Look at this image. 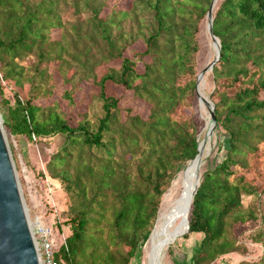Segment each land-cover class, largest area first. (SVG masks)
Segmentation results:
<instances>
[{"label": "trees", "instance_id": "16d2710c", "mask_svg": "<svg viewBox=\"0 0 264 264\" xmlns=\"http://www.w3.org/2000/svg\"><path fill=\"white\" fill-rule=\"evenodd\" d=\"M209 2L0 0V79L29 84L27 97L14 95L6 107L2 127L34 142L63 136L44 163L67 206V233L53 253L59 264H131L147 240L163 194L196 153L188 110ZM211 15L220 55L208 98L227 147L205 165L192 197L183 238L201 237L189 259L172 264H208L234 251L232 226L257 218L242 198L257 194L246 172L264 148V0H216ZM56 74L61 98L51 97ZM85 81L96 91L71 123L63 103L74 107ZM107 83L124 93H108ZM125 94L139 111L123 103ZM260 221L252 236L263 249L249 264H264V210Z\"/></svg>", "mask_w": 264, "mask_h": 264}, {"label": "rangeland", "instance_id": "374dc122", "mask_svg": "<svg viewBox=\"0 0 264 264\" xmlns=\"http://www.w3.org/2000/svg\"><path fill=\"white\" fill-rule=\"evenodd\" d=\"M116 1L122 3L127 0ZM53 34H57V31H54ZM198 42L199 49L196 54V73L213 59L215 53L212 41L206 29V17H204L199 24ZM49 69L53 71L52 67H49ZM29 74H31V69L28 70V75ZM202 78L203 93L205 97L208 98V94L211 91L213 84L209 70L204 72ZM52 80L55 87L51 97L61 98L60 94L64 88V83L57 74ZM106 85V91L108 93L115 95L124 93L120 87L114 86L110 83H107ZM0 87V115H2L6 112V107L13 104L14 95H18L19 98L23 96L27 97L29 84L24 83L22 87H18L13 81L0 79ZM95 91V85L86 81L82 82L73 92L76 105L70 107L67 106L65 102V104L63 103V106L70 117L71 123H73L72 119L76 117V112L83 108L89 94ZM125 95L126 96L122 98L123 103L125 105H131L135 111H139L141 105L135 100H132L128 94ZM1 98L6 99L7 104H3ZM197 100L198 98H195L193 93L191 108L188 111L190 113L191 122L198 131L197 136L199 140V135L204 127V121L201 117V113L196 107ZM94 108H96V106H94ZM2 129L10 150L19 191L28 218L32 220L35 216H41L45 223L52 225L56 241L57 243H60L67 233L66 227L61 224L63 221L62 210L67 206L64 203V197L58 183L45 174L44 163L49 158V155L62 145L63 136L61 134H56L52 137L43 138V142H34V140L29 141L27 137L22 134L11 135L5 128L2 127ZM208 142V154L204 159V166L201 172H204L205 165L213 166L224 156L227 147L226 131L222 130L220 127H216L212 130L211 138ZM249 160L250 157L247 163H249ZM182 170L178 173L172 184H170L168 190L163 194V201L160 210L164 209L168 203L170 204L172 199L174 200L180 194L181 190L184 189V186H182V183L180 182V175L183 174ZM246 176L248 179H253L251 183L257 194H254L251 197H243V205H254L257 218L233 225L232 231L236 238V247L234 251L224 253L208 264H249L260 260L259 258L263 245L260 242L255 241L252 234L260 227V215L264 210V148L262 154L258 156L256 160V168H248ZM175 184H177V186H175ZM200 237L199 234H190L184 239L182 234L179 233L175 239L170 240L171 243L168 245H171V250L169 249L168 251L167 246L162 258V264H172L174 259L179 261L183 258V254H185L186 258L188 249L195 241L200 239ZM146 241L138 248L136 255L132 258L131 264H151L150 250L148 247L144 248Z\"/></svg>", "mask_w": 264, "mask_h": 264}, {"label": "water", "instance_id": "95a60500", "mask_svg": "<svg viewBox=\"0 0 264 264\" xmlns=\"http://www.w3.org/2000/svg\"><path fill=\"white\" fill-rule=\"evenodd\" d=\"M216 0H210L208 9L206 11V29L215 47L214 57L203 68H201L195 79V86L193 93L195 98L198 97L197 80L202 77L204 72L209 70L213 63L219 58V44L217 38L213 35L211 29L212 21V9ZM208 103L205 106L208 110L209 122L212 127L216 125L213 104L205 97ZM212 131L205 133L204 136L209 135ZM198 155V141L196 145V153L190 161H193ZM200 166V169H199ZM198 175H195L192 182L190 191L187 193V197L182 195V206L179 210L180 218L184 221V231L186 233L188 224L187 216L192 204V197L200 183L202 178L201 170L203 169L204 162L199 159ZM181 194V193H180ZM179 194V195H180ZM178 195V196H179ZM171 210L169 203L166 205L163 211V215L167 216ZM160 212V213H161ZM159 213V214H160ZM154 229V226L152 230ZM152 230L150 231L148 238L150 237ZM147 238V239H148ZM191 247L188 249L186 259H189ZM0 264H40L39 258L36 252L34 239L29 223V218L26 214L22 196L19 191L17 178L15 175V168L11 158L10 150L7 145L3 129H2V117L0 115Z\"/></svg>", "mask_w": 264, "mask_h": 264}, {"label": "bare ground", "instance_id": "6f19581e", "mask_svg": "<svg viewBox=\"0 0 264 264\" xmlns=\"http://www.w3.org/2000/svg\"><path fill=\"white\" fill-rule=\"evenodd\" d=\"M213 48L215 51L214 45ZM197 89L198 100L196 102V107L201 113V117L204 121V127L199 135L198 140V155L193 161H189L186 164L185 168L182 170L183 174L180 175V182L182 183V186H184V189L181 190V194L179 196H177L174 200L172 199V201L170 202L169 207L171 206V210H169V214L167 216H164L163 211L161 212L160 210L159 213H161H158L157 215L154 229L152 230V233L147 239L144 246V248L148 247V249L150 250L151 264H162V258L170 240L173 238L175 239V237L179 233L182 234L184 231V221L180 218L179 215V210L182 206L181 197L182 195H185L184 197H187V193L190 191L192 182L194 181V177L195 175H198L197 172L200 169L199 159L204 162V159L208 154V140L211 138V133L206 136H204V134H207V132L209 133V131H212L216 128V125L212 127L209 122L208 110L205 106V103H208V101L203 93L202 77H200V80L199 78L197 80ZM177 184H175V186H177Z\"/></svg>", "mask_w": 264, "mask_h": 264}, {"label": "built area", "instance_id": "2783aa9c", "mask_svg": "<svg viewBox=\"0 0 264 264\" xmlns=\"http://www.w3.org/2000/svg\"><path fill=\"white\" fill-rule=\"evenodd\" d=\"M29 223L40 264H59L53 259V253L59 243L54 236L52 225L45 223L41 216H35L32 220L29 218Z\"/></svg>", "mask_w": 264, "mask_h": 264}]
</instances>
